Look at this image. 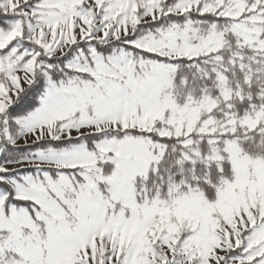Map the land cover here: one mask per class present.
I'll return each instance as SVG.
<instances>
[{"label": "snow or ice", "instance_id": "obj_1", "mask_svg": "<svg viewBox=\"0 0 264 264\" xmlns=\"http://www.w3.org/2000/svg\"><path fill=\"white\" fill-rule=\"evenodd\" d=\"M0 264H264V0H0Z\"/></svg>", "mask_w": 264, "mask_h": 264}]
</instances>
